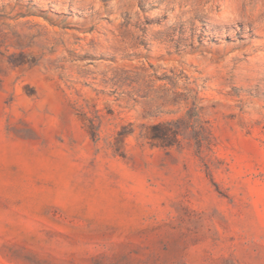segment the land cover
<instances>
[{"label":"rangeland","instance_id":"rangeland-1","mask_svg":"<svg viewBox=\"0 0 264 264\" xmlns=\"http://www.w3.org/2000/svg\"><path fill=\"white\" fill-rule=\"evenodd\" d=\"M0 264H264V0H0Z\"/></svg>","mask_w":264,"mask_h":264},{"label":"trees","instance_id":"trees-1","mask_svg":"<svg viewBox=\"0 0 264 264\" xmlns=\"http://www.w3.org/2000/svg\"><path fill=\"white\" fill-rule=\"evenodd\" d=\"M167 130L169 133L155 134L154 138L158 139L163 145L172 144L174 141H177L178 132L176 130L170 131V128Z\"/></svg>","mask_w":264,"mask_h":264},{"label":"bare ground","instance_id":"bare-ground-1","mask_svg":"<svg viewBox=\"0 0 264 264\" xmlns=\"http://www.w3.org/2000/svg\"><path fill=\"white\" fill-rule=\"evenodd\" d=\"M227 2H228V1H227ZM230 2H231V0H230ZM236 2H238V1H236ZM240 2H241V1H240ZM215 4H216V3H215ZM215 4H214V5H215ZM228 4H229V3H228ZM232 5H234V3H233ZM223 6H225V5H223ZM228 6H229V5H228ZM236 6H237V5H235V8H236ZM227 8H228V7H227ZM233 8H234V6H233ZM233 8H231V9L233 10ZM235 8H234V10H233L234 12L237 11V10H235ZM237 8H238V7H237ZM221 11H222V10H221ZM230 11H231V10H230ZM239 12H240V11H239ZM220 13H221L222 15L224 14V13H222V12H220ZM229 13H230V12H229ZM231 13H233V12H231ZM235 14H236V12H235ZM226 15H227V13H226ZM220 16H221V15H220ZM223 16H224V15H223ZM223 18H225V17H223Z\"/></svg>","mask_w":264,"mask_h":264}]
</instances>
